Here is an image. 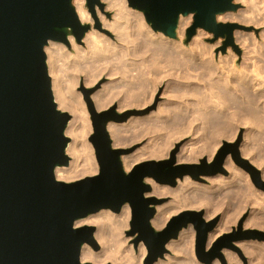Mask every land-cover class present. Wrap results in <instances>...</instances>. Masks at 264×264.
<instances>
[{
    "label": "water",
    "instance_id": "1",
    "mask_svg": "<svg viewBox=\"0 0 264 264\" xmlns=\"http://www.w3.org/2000/svg\"><path fill=\"white\" fill-rule=\"evenodd\" d=\"M87 3L104 7L101 0ZM128 4L143 12L154 31L171 38L177 37L181 14H193L187 41L197 28H204L232 42L234 30L243 27L217 20L218 14L239 8L235 0H128ZM89 29L80 21L73 0H0V264H94L82 262L80 255L84 243L98 247L96 226L75 222L101 209L119 212L126 203L132 210L130 232H138L136 241L142 240L148 249L146 264L162 258L166 244L190 223L197 230V252L205 249L209 228L202 212L186 210L163 229L154 228L160 201L146 196L151 186L145 178L174 186L187 174L215 175L224 171L226 153L211 165L203 159V166L170 168L173 158L146 162L127 172L121 159L124 150L113 147L108 131L115 117L90 103L99 172L74 181L56 177V167L70 160L66 128L71 114L54 98L45 47L51 40L69 45L70 34L82 42Z\"/></svg>",
    "mask_w": 264,
    "mask_h": 264
},
{
    "label": "rangeland",
    "instance_id": "2",
    "mask_svg": "<svg viewBox=\"0 0 264 264\" xmlns=\"http://www.w3.org/2000/svg\"><path fill=\"white\" fill-rule=\"evenodd\" d=\"M108 1L109 0H102V2L104 3V7L108 5ZM125 1H127L126 4L129 5L128 0H125ZM235 2L239 4V8L235 10V13H239V12H242L243 10L250 8V4L247 2H243L242 0H235ZM87 8L90 11V14L92 16V20L85 22L84 24H89L90 30H91V28H94V29L101 31V26L103 25V22H104L103 19L101 18V15H98L99 13L96 11L95 6H94V8H91L87 3ZM232 12H234V11H232ZM114 14H115V10L111 9V11H108L106 13V18L108 20L113 21L114 20ZM145 21H146V19H145ZM193 21L194 20L192 19L191 23L185 28L183 40L180 41V37L177 33L176 39H179V41L177 42L178 44L172 45L173 47L175 46L174 53H173L174 55L169 54L170 55V57H169L168 54L167 55L164 54V52H163L164 50H160V53H159V50H158L159 48L157 47V46H159V43L155 42V44H154L155 46L152 45L151 47L154 46L153 48L156 49L157 51H155L154 49H152L151 51H148V54L151 55L150 58H152V59H150L146 65H141V66L138 65V66H134V68H131V67L126 68L125 67V69H124V66H122L120 63H118V53L116 50H110L106 47V45H104V44L102 45V43H100L99 45H96V46H90L89 44H87V42L84 41V39H82V42H78L76 39L77 43L80 46H82V50H84L83 52L81 50L80 51L81 53L76 50V48L72 45V43L70 41H69L70 42L69 45L66 43H63L65 48H64V50H61V51H64L65 53L67 52L68 54L66 53L65 55H62L61 51H60L59 56H57V59H55V65L60 66V68L57 67V70H58V73H59L64 85L66 86V88H68V90H72L73 92H75L76 94H78L80 96L82 95L81 99L84 102V107H85V109L88 113V117H89V123L86 126V130L89 133L87 139H88V144H90V146L92 147V148L89 147V149H87V152H88V150L92 152L94 159L96 160V162L98 164V171L96 173L99 172V163H98V160L96 158L95 147H94V144L92 141L94 129H93L91 113H90V109H89L90 103H92L94 105L95 109L99 112L100 111H110L111 114L115 117L114 119L111 120V122H115V123L119 124L121 127L123 126L122 130H124V133H122L123 131H121L122 140L117 141L116 137H113V139H112L113 147H115V144H116L115 148H121L124 150V153H122V155H121V159H122V156L124 154L131 155V154H135L137 152H140V151L144 150L145 149L144 147H146L147 145L148 146L146 148L150 147V145L152 147L153 144L155 145L157 142L162 140V138L165 137V134H169L170 132L172 134V132H174L173 130L176 131L175 128H177V125H178L177 122L179 121V120H177L178 118L184 119V121L181 123L182 125L184 123H185L184 125H186V122H187V127H185L184 128L185 131L183 130L184 132H182L183 135H181V134H179L180 136L178 134L174 135L173 142H172L173 144H171V146H173V147H170L169 155L167 157H163V158H157V157H149L148 158V157H146V158H143L137 164H135V166L133 168H131L130 170H127L123 164V167H124L125 171H127V172L133 171L138 165L144 164L146 162H150L153 160H155V161L169 160L170 161L173 158H174V162L171 163L170 168H176V167L184 165V164L203 166L205 164L203 162V159L206 160V164L211 165L218 160L220 153H226L224 160H223V164H222L224 171L218 172L215 175L201 174L200 178H194L192 175L187 174L183 178L178 177L176 180V185H174V186L169 184V183L158 182L155 180V178H153L151 176H148L145 178L146 183L150 184V186H151V189H150V191H148L146 193V196H148V197L154 196L160 201L156 205V213H157L159 206H165V205H168V204L174 202V191H178L179 188L182 186V184L186 183L187 181H189L191 183H195V184L196 183L200 184L199 186H201V187L203 186L202 188H204L205 191H207V195L208 194L211 195L210 200L202 201L200 203L201 206L197 205V206H193L190 208L175 211L176 213L173 212L170 215L169 219L164 224V226L161 228H156L152 224L155 229L161 230L164 227H166V225L169 223V221L174 216L180 214L183 211L195 210L197 212H202L203 213L202 217L206 223V228H209L204 251H202V252L200 251L199 253L197 252V249H196L197 230L194 227V224L190 223L188 225L189 228L185 227L182 230L184 231V229H185V231H188V229H190V230L193 229L192 230L193 236L191 235L192 237L190 236L191 238L190 239L188 238V240L185 241V240H183L182 236H180V234H179V236L177 238L170 240V242L173 241V242H177L180 244L182 242L183 243L178 247V249H175V251L172 248L166 247V249L167 248L168 249L164 253V256L162 258H159V259H162L163 262H166L167 264H181V263L182 264H207L206 260L210 256L215 255V258L211 262V264H230V260H229V258H227L226 252H225L228 250L234 254L236 253L237 255L236 254L235 255H236L237 259H239L242 264H250V254L247 251H245L243 244H245L247 242H254V241L264 243V225H263L264 224V214H262V213H264V134H263L264 133V131H263L264 130V127H263L264 122H263V124L260 123V122L264 121V119L262 118V117H264L263 116L264 115L263 114L264 113V110H263V108H264V101L263 100L264 99L257 101V103L259 102L258 106H257L258 109H255L256 103L252 105V103H250V102L242 101L241 98H239V96H238L239 95L238 89L232 88L231 86L230 87L228 86V81L230 80L229 75H231V74H229V72H227L226 68H224V70L222 69V72L218 71L220 68H217V71L216 70H210V71L206 70V72H208L206 74L203 72V71H205L203 69H207V68H204V67L202 68L201 66H196V64H197V61H199V58H205V57L210 58L211 57L212 61L221 65V63H222L221 57L225 56L228 58L229 56H232V54H233V55H236L238 57V60L236 63L237 67H236V71H234V73L237 74L239 71H241L243 74H249L253 77L254 76L253 74L255 72L253 71V67H252L251 63L250 64L248 63L246 65L245 58L242 56L244 54V52L246 51L244 49L245 47H243L240 44L239 40L236 39L237 35L235 32L239 30V31H243L244 33L246 32L247 36L253 35L252 38H255V40L257 41L256 46L254 45L256 48L253 46L257 51L254 54L256 55V60H257V63L259 65L258 66V72H260V73L262 72V75L264 76V74H263L264 72L261 71L262 69L264 70V57L260 53H258V50H259L258 48H261L260 45L263 46L262 34L264 33V25L263 24L257 25L255 23H251V22H242L241 20H237V19H235V20L234 19H230V20L220 19V20H218L219 22L238 23V24L243 26L242 28H236L234 30L233 41L230 42L226 35L216 36L214 32L208 31V30L203 28L204 30L203 29L202 30L204 32H206L207 37L202 38L203 42L201 43V45H196L195 43H192V42H193L194 36L198 33V30H200L201 28H197L195 35L189 41H187V30L193 24ZM146 23L149 24L148 22H146ZM149 26H151V25L149 24ZM153 32H157L159 34L162 33V32H158V31H154V30H153ZM208 32H210V33H208ZM117 34H118V32L115 31L114 34L113 33L110 34V37L112 36L111 38L114 39L115 35H117ZM259 43H260V45H259ZM214 44L215 45L217 44L216 45L217 47ZM176 46H177V48L179 47L182 50L179 48L177 49ZM183 46H185V47L183 48ZM201 46L202 47L205 46L207 49H209V51L206 52V50L201 48ZM190 48H192L191 51H189ZM228 48L230 50H227ZM186 49H188V50L186 51ZM180 51H182V52H180ZM261 51H262V49L259 50V52H261ZM178 52H180V53H178ZM201 53H203L202 56H200ZM220 53H221V55H220ZM257 53H258V55H257ZM211 54L213 56H210ZM204 55H207V56L204 57ZM157 56H161V57H157ZM62 57H64L65 59ZM155 57L159 58V59L162 58L163 62L162 63L160 62L162 60L156 62ZM163 57H164V59H163ZM180 57L182 59H184V58L185 59L182 60ZM166 58H167V60H166ZM168 58H169V60H168ZM261 58H263V59H261ZM60 59H61V61H60ZM210 60H208V61H210ZM57 61H59V62H57ZM164 61L165 62L167 61L166 64ZM169 61H171V62H169ZM185 61H190V62H185ZM200 61H206V58L202 59V60L200 59ZM243 61H244V63H243ZM158 62H160V63H158ZM169 63H171V65ZM173 63H175V64H173ZM161 64H163V65H161ZM158 66H160V67H158ZM176 66H178V67H176ZM241 66L245 67V68L248 67V68L242 69ZM156 67H158L156 69L157 71L155 70ZM143 68H144V70H143ZM200 68H202V69H200ZM61 69H62V71H61ZM129 69H130V71H129ZM133 69H135V70H133ZM145 69H146V71H145ZM202 73H204V74H202ZM219 73H221L222 75H220ZM208 74H209V76H208ZM147 75H148V77H146ZM150 75L151 76L153 75L152 76L153 78ZM71 77H72V79H71ZM125 79H127L128 81ZM177 79H178V81H177ZM149 80L151 81V83L149 82ZM222 80L225 83H223ZM219 81H220V83H219ZM143 82L144 83L146 82V83L143 84ZM67 84H69V85H67ZM114 84H115V86H113ZM125 84H127L130 87H128ZM130 84H132V86ZM152 84H154V85H152ZM149 86H151V88ZM111 87H113V88H111ZM257 87L259 88V86H257ZM257 87H255V88H257ZM263 87H264V84L261 85L260 88H263ZM255 88L247 87V90L251 94H253L258 89V88L257 89H255ZM101 89L102 90L105 89V92L102 91ZM134 89H135V91H134ZM150 90H154L155 93L152 92L153 94L150 95V93H149ZM127 91H129V92H127ZM104 93L109 95L110 97H112L114 95L115 97H113V98L115 100L113 99V102L106 107L98 108L97 104H96L97 98L99 96H102L100 94H104ZM126 94H127V96H126ZM233 94H235L236 97L232 96ZM94 95H95V97H94ZM116 95L117 96L119 95V96L117 97ZM119 98H122L123 100L119 99ZM133 100H134V102H133ZM239 100H240V102H239ZM121 102H123V103H121ZM120 103L123 105V108H119ZM126 104L129 106L127 107ZM253 106H255V107H253ZM160 108L163 109V111H160ZM252 108H254V109L252 110ZM158 109H159V111H158ZM174 109H176V110H174ZM177 109H179V110H177ZM180 110H181V112H180ZM258 110L260 111V113L258 112V114H257ZM64 111L69 112V110H64ZM251 111H252V114H251ZM253 111H254V113H253ZM155 112L157 115L154 114ZM210 112H211V114H210ZM246 112L248 113V115ZM171 114H172V116H171ZM245 114L248 117H246ZM183 115L185 117L181 118V116H183ZM205 115H207V116H205ZM213 116L216 119H219V121H218L219 123L216 124L217 121ZM172 117H173V119L171 120ZM254 117H257V118H254ZM156 118L160 119V120H157ZM250 118H252V120ZM253 118L255 120H253ZM211 119H212V121H211ZM166 120H168L169 122ZM155 121H157V123ZM209 121H210V123H209ZM220 121L223 123H221ZM253 121H255L254 123H256V124L252 123ZM258 121H260V122H258ZM171 122L174 124L171 125L172 124ZM213 122H215V123L213 124ZM168 123H171L169 125V127L167 125ZM146 124L147 125L149 124V125L146 126ZM150 124H151V126H150ZM153 124H155V125H153ZM175 124H177V125L175 126ZM188 124H189V126H188ZM215 124L217 127H215ZM219 124H220V127L218 126ZM250 124H251V126H250ZM260 124H261V126H260ZM156 125H158V126H156ZM212 125L214 126L213 128H215L214 131H212L213 130ZM134 126H135V128H134ZM160 126H161V128L159 129ZM171 126H173V127H171ZM193 126H194V128H193ZM167 127L170 129V132H169V129ZM226 127L228 129H225ZM253 128H254V130H253ZM161 129H163V130H161ZM218 129L220 132H218ZM234 129H236V131ZM249 129H250V131H249ZM143 130H145V131H143ZM158 131H159V133L161 131L162 135L158 134ZM163 131L165 133H163ZM208 131H210V132H208ZM230 131H231V133H230ZM234 131L236 132L235 135H233ZM261 131H263V132H261ZM125 132H126V134H125ZM153 132H155V135ZM216 132L219 134V136H217V137L215 136V135H217ZM195 133H196V135H195ZM220 133H221V136H220ZM208 134H210V135H208ZM124 135H125V137L127 135L128 138L127 137L125 138ZM192 136H194V138ZM158 137H162V138H158ZM177 137H178V139H177ZM200 137H202V138H200ZM212 137H214V138L216 137L215 139L217 140L218 144L216 145L215 151L211 155L208 152H204L200 156L199 159L193 160V161L192 160L188 161L187 159L184 158L187 155L185 153L186 152L189 153V151L187 150L188 149L187 147H189V150H190L191 149L190 146L192 147V145L194 147L196 145L200 146V145L206 144V142L208 143L209 140L211 141ZM134 138H135V140H134ZM152 140H155V141L158 140V141L155 142ZM70 141H72L71 137H70ZM189 142H190V145L188 146ZM191 142H192V144H191ZM219 142H220V144H219ZM255 144H256V147H255ZM181 151H182V153H181ZM178 153H179V155H178ZM179 156H182L181 157L182 159H178ZM69 157H70L69 159L71 160L72 159L71 156H69ZM210 158H211V160H210ZM227 160L231 161L233 167L230 168L227 166V164L225 163ZM254 161H255V163H254ZM122 163H123V160H122ZM249 165L254 167L256 170H258V173L252 171L249 168ZM234 168H235V170H234ZM96 173H91V174H88L86 176L94 175ZM233 174L235 175L234 177H233ZM149 179H150V181H149ZM222 179L224 181L226 180L225 183L229 182V185L225 184L224 182H221ZM74 180H77V179H74ZM74 180H70V181H74ZM184 180H186V182ZM234 181H235V183H233ZM179 184H181V185H179ZM163 185L165 188H167V190L163 187ZM155 186L156 187L158 186L157 190H159L161 192H159V191L153 192ZM169 190H171V192H169ZM170 193H173V194H170ZM256 193H258V194H256ZM221 194H223V196ZM216 196H217V198H216ZM259 196H261V197H259ZM221 199H222V202H221ZM171 200L173 202H171ZM217 200H220V201H217ZM239 201H241V202H239ZM218 202H220V203H218ZM256 202H257V204H256ZM216 203H217V206H216ZM126 204H129V203H126ZM210 204H214L216 207H218V205H219L220 207H219V210L216 211V213L211 214L210 216H207L206 214H208V213H206V212L212 208ZM235 205H237L239 207V209H238V207H236V210H237V213H236L237 215H236V220H235L236 222L235 221L233 222V226H232L231 230L224 231V232L220 233L218 228L225 226L226 222H224V220H226L227 215L229 217L231 216V212H233L232 206H235ZM230 206H231V208H230ZM229 208H230V210H229L230 212H228V210H227ZM242 209H244V210L241 211ZM130 210H131V207H130ZM224 210L225 211L227 210L226 212L228 213L225 216V218H224V216H222L225 214ZM113 212L116 214L118 219L119 218L122 219V217H123V215L121 216L122 209L119 212H115V211H113ZM156 213H155V215H156ZM205 215L207 217H205ZM254 215L256 216L255 219H254ZM249 217H251V218H249ZM257 218L260 221V223H259V221H257ZM131 220H132V210L130 212V218L127 222V226L124 229L118 228L114 225H111L109 227V229H111L110 232H112L113 239H114L113 248L115 251H113V254L115 256L116 255L123 256V261L128 263V264H146V259L148 256L147 246L145 245V243L142 240H140L138 242L136 241V239L138 237V232H135V233L130 232L132 229V227L130 225ZM245 221H247V222L251 221L252 224L254 223V225H252L251 223H247V225H245L246 224ZM254 221L255 222L257 221L256 224ZM219 222L222 223L223 225L220 224ZM261 222H263V223H261ZM83 225H85V224H83ZM88 225L96 226V230H97V227H98L97 224L92 223V224H88ZM218 225H221V226H218ZM217 226H218V228H217ZM215 228H217V229H215ZM217 232H219V234ZM117 233H119V234H117ZM211 234H214L215 240L213 241L212 244H209L208 239L210 238L209 236ZM116 237H117V239H116ZM128 238H129V240H128ZM124 239H127L128 241L125 242ZM190 240H191V242H190ZM119 243H122V247L124 249L127 248V251L123 252L122 250H120L121 251L120 252V251L116 250L118 248L117 244H119ZM141 244H143L144 248L146 249L145 253H143L140 249ZM93 247H94V245H93ZM224 248H225V250H224ZM94 249L96 251H99V250H101V246L98 245V247H94ZM169 249L170 250L172 249V250L170 251ZM172 256L175 257L176 259L173 258ZM181 259H183V260H181ZM216 259H219V260H216ZM171 260H173V261L175 260V261L171 262ZM197 262H199V263H197ZM106 264H113L112 259H111V261H109Z\"/></svg>",
    "mask_w": 264,
    "mask_h": 264
},
{
    "label": "bare ground",
    "instance_id": "3",
    "mask_svg": "<svg viewBox=\"0 0 264 264\" xmlns=\"http://www.w3.org/2000/svg\"><path fill=\"white\" fill-rule=\"evenodd\" d=\"M102 1V0H101ZM243 2H247L250 4V8L246 9V10H243L242 12H239V13H235L232 12V11H227V12H224L222 14H218L217 15V20H230V19H237V20H241L242 22H251V23H255L257 25H260V24H263L264 25V0H242ZM74 2V5H75V8H76V12L78 14V17L80 19V21L82 23H85V22H88V21H91L92 20V16L90 14V11L88 10L87 8V0H73ZM127 1L125 0H109L108 1V5L105 6V7H101L98 3H95V8H96V11L99 13L98 15H101V18L103 19V25L101 26V31L100 30H97V29H94V28H91V30L89 29L85 36H84V41L87 42V44H89L90 46H96V45H99L100 43H102V45H106V47L110 50H116L117 53H118V63H120L122 66H124V69L125 67H131V68H134V66H138V65H146L147 62L152 59L150 58L151 55L148 54V51H151L152 49H154L153 47L155 46V42L156 43H159V46H157L159 49V53H160V50H164V54L165 55H169V54H173L174 53V48L175 46L173 47L172 45H176L178 44L177 42L179 41V39H176V38H171L169 36H166L165 34L161 33H157V32H153V29L151 26H149V24H147L145 21V17H144V14L141 10H138L136 8H133L129 5L126 4ZM111 9H114L115 10V14H114V20L111 21V20H108L106 18V13L108 11H111ZM193 19V14L190 13L188 15H180L179 17V21H178V26H177V33L180 37V41L184 39V31H185V28L191 23ZM203 28H201L200 30H198V33L194 36V39H193V42L192 43H195L196 45H201V43L203 42L202 41V38L204 37H207V34L206 32H204L202 30ZM116 32H118L117 35H115V38L112 39L110 37V34H114ZM210 33V32H208ZM237 37L236 39L239 40L240 44L245 47L244 49L246 50L244 52V54L242 55L244 58H245V63L246 65L249 63H251L252 67H253V71L255 72L253 75V77L249 74H243L241 71H239L237 74L234 73V71H236V63H237V60H238V57L236 55H233L232 56H229L228 58L227 57H221V65H219L218 63L212 61L211 57L208 58V57H205L207 55H204V57L206 58V61H200V59H205V58H199V61H197V64L196 66H201L202 68H207V69H203L205 71H203L204 73H208L206 72V70H216L217 71V68H220L218 71H221L222 72V69L224 70V68L227 69V72H229V75L230 76V80L228 81V86L232 87V88H236L238 89L239 91V98H241L242 101L244 102H250L253 104L256 105V108L255 109H258V103L257 101L259 100H263L264 99V87L263 88H260L261 85L264 84V76L262 75V72H258V63H257V60H256V55L254 53H256V40L255 38H252L253 35H248L246 34V32L244 33L243 31H236L235 32ZM211 35V34H210ZM69 41L72 43V45L76 48V50L78 52H80L82 50V46H80L77 41H76V37L73 35V34H70L69 37H68ZM254 39V40H253ZM262 39H263V46L260 45L261 48H258L259 50L262 49L261 52H259L258 50V53H260L263 57H264V33L262 34ZM220 40V39H219ZM180 43V42H179ZM152 45H154L153 47H151ZM215 45V44H214ZM217 45V44H216ZM215 45V46H216ZM255 45V46H254ZM180 46V45H179ZM187 46V45H186ZM191 46V45H190ZM214 46V47H215ZM255 48H254V47ZM88 47V46H87ZM185 46H183L184 48ZM217 47V46H216ZM64 45H63V42H57V41H50L49 44L45 47V50L47 51V62H48V69H49V73L51 75V78H52V89H53V93H54V98L58 104V107L62 110H69V113L71 114V119L70 121L68 122V125H67V128H66V134L72 138V141L68 142V146H67V149H66V152L69 154V156H71V160L69 161L68 165H59L56 167L55 169V175L56 177L59 179V180H64V181H70V180H74V179H80L88 174H91V173H96L98 171V164L96 162V160L94 159V156L92 154L91 151L88 150L87 152V149L92 148L90 146V144H88V135L89 133L87 132L86 130V126L88 125L89 123V117H88V113L84 107V102L82 101L81 99V96L76 94L75 92H73L72 90H68V88H66V86L64 85L59 73H58V70H57V67L60 68V66H57L55 65V59H57V56H59V53L61 50H64ZM177 48V46H176ZM179 48V47H178ZM177 48V49H178ZM201 48H203L204 50H206V52L209 51V49H207L205 46H201ZM105 49V48H104ZM103 49V50H104ZM181 49V48H179ZM192 48H190L189 51H191ZM196 49V48H195ZM109 50V51H110ZM155 51H157L156 49H154ZM182 50V49H181ZM188 49H186L187 51ZM203 50V51H204ZM227 50H230L229 48ZM68 51V50H67ZM84 50H82L83 52ZM179 51V50H178ZM202 51V52H203ZM244 51V50H243ZM153 52V51H152ZM177 52V51H176ZM182 52V51H180ZM178 52V53H180ZM220 52V51H219ZM222 52V51H221ZM67 53V52H66ZM64 51H61V54L62 55H65L66 54ZM81 53V52H80ZM112 53V52H111ZM257 53V55H258ZM68 54V53H67ZM79 54V53H78ZM104 54V53H103ZM154 54V53H153ZM186 54V53H185ZM203 53H201L200 56H202ZM205 54V53H204ZM61 55V56H62ZM156 55V54H155ZM160 55V54H159ZM174 55V54H173ZM183 55V54H182ZM221 55V53H220ZM219 55V56H220ZM194 56V55H193ZM210 56H213L212 54ZM216 56V55H215ZM261 56V57H262ZM67 57V56H66ZM157 57H161V56H157ZM168 57V56H167ZM170 57V55H169ZM61 58V57H60ZM64 58V57H62ZM177 58V57H176ZM181 58V57H180ZM208 58V59H207ZM65 59V58H64ZM154 59V58H153ZM156 62L157 61H160L162 60V58H156ZM159 59V60H158ZM164 59V57H163ZM171 59V58H170ZM182 59V58H181ZM185 59V58H184ZM182 59V60H184ZM211 59V60H210ZM214 59V58H213ZM218 59V58H217ZM263 59V58H261ZM167 60V58H166ZM169 60V58H168ZM194 60V59H193ZM210 60V61H208ZM220 60V59H219ZM61 61V59H60ZM153 61V60H152ZM172 61V60H171ZM169 61V62H171ZM180 61V60H179ZM59 62V61H57ZM155 62V61H154ZM155 62V63H156ZM161 63L163 62L160 61ZM158 62V63H160ZM165 62V61H164ZM167 62V61H166ZM165 62V64H166ZM181 62V61H180ZM185 62H190V61H185ZM154 63V64H155ZM244 63V61H243ZM260 63V62H259ZM62 64V63H61ZM164 64V63H163ZM161 64V65H163ZM164 64V65H165ZM171 65V63H169ZM175 64V63H173ZM183 64V63H182ZM60 65V64H59ZM160 65V64H159ZM188 65V64H187ZM243 65V64H242ZM157 66V65H156ZM173 66V65H172ZM262 66V65H261ZM143 67V66H142ZM145 67V66H144ZM160 67V66H158ZM156 67L155 70L158 68ZM178 67V66H176ZM181 67V66H180ZM179 67V68H180ZM242 67V66H241ZM130 68V69H131ZM138 68V67H137ZM173 68V67H172ZM200 68V69H202ZM245 68V67H242V69ZM248 68V67H246ZM245 68V69H246ZM261 68V67H260ZM122 69V68H121ZM129 69V71H130ZM136 69V68H135ZM133 69V70H135ZM175 69V68H174ZM177 69V68H176ZM184 69V68H183ZM229 69V70H228ZM132 70V69H131ZM137 70V69H136ZM144 70V68H143ZM148 70V69H147ZM62 71V69H61ZM146 71V69H145ZM157 71V70H156ZM190 71V70H189ZM260 71V70H259ZM261 71L264 72V70L262 69ZM128 72V71H127ZM154 72V71H153ZM179 72V71H178ZM225 72V71H224ZM152 73V72H151ZM155 73V72H154ZM153 73V74H154ZM185 73V72H184ZM188 73V72H187ZM202 73V74H204ZM215 73V72H214ZM130 74V73H129ZM216 74V73H215ZM214 74V75H215ZM218 74V73H217ZM220 75H222L221 73H219ZM226 74V73H225ZM264 74V73H263ZM72 75V74H71ZM111 75V74H110ZM134 75V74H133ZM179 75V74H178ZM188 75V74H187ZM201 75V74H200ZM212 75V74H211ZM210 75V76H211ZM63 76V75H62ZM65 76V75H64ZM70 76V75H69ZM140 76V75H139ZM151 76V75H150ZM149 76V77H150ZM153 76V75H152ZM151 76V77H152ZM163 76V75H162ZM186 76V75H185ZM209 76V74H208ZM218 76V75H217ZM68 77V76H67ZM132 77V76H131ZM148 77V75L146 76ZM145 77V78H146ZM176 77V76H175ZM224 77V76H223ZM65 78V77H64ZM153 78V77H152ZM188 78V77H187ZM191 78V77H190ZM207 78V77H206ZM209 78V77H208ZM69 79V78H68ZM72 79V77H71ZM128 79V78H127ZM125 79V80H127ZM147 79V78H146ZM226 79V78H225ZM152 80V79H151ZM220 80V79H219ZM224 80V79H223ZM222 80V82H223ZM68 81V80H67ZM128 81V80H127ZM126 81V82H127ZM133 81V80H132ZM147 81V80H146ZM178 81V79H177ZM65 82V81H64ZM69 82V81H68ZM72 82V81H71ZM131 82V81H130ZM149 82L151 83V81L149 80ZM155 82V81H154ZM146 83V82H145ZM143 82V84H145ZM218 83V82H217ZM220 83V81H219ZM225 83V82H223ZM222 83V84H223ZM129 84V83H128ZM69 85V84H67ZM73 85V84H72ZM124 85V84H123ZM127 85V84H125ZM132 86V84H130ZM154 85V84H152ZM115 86V84L113 85ZM128 86V85H127ZM126 86V87H127ZM134 86V85H133ZM259 86V88L257 87ZM74 87V86H73ZM72 87V88H73ZM130 87V86H128ZM151 88V86H149ZM156 87V86H155ZM158 87V86H157ZM223 87V86H222ZM247 87H257L255 89H257L255 91V93L251 94L248 90H247ZM113 88V87H111ZM132 88V87H131ZM154 88V87H153ZM227 88V87H226ZM155 89V88H154ZM220 89V88H219ZM76 90V89H75ZM74 90V91H75ZM102 90V89H101ZM126 90V89H125ZM148 90V89H147ZM157 90V89H156ZM222 90V89H221ZM227 90V89H226ZM232 90V89H231ZM252 90V89H251ZM105 92V89L102 90ZM130 91V90H129ZM127 91V92H129ZM135 91V89H134ZM133 91V92H134ZM223 91V90H222ZM228 91V90H227ZM77 92V91H76ZM109 92V91H108ZM126 92V93H127ZM139 92V91H138ZM152 92L155 93L154 90H150V95L153 94ZM232 92V91H231ZM111 93V92H110ZM148 93V94H149ZM230 93V92H229ZM236 93V92H235ZM80 94V93H79ZM114 94V93H113ZM102 96H99L97 98V101H96V104H97V107L98 108H103V107H106L108 105H110L112 102H113V97H115L114 95L112 97H110L109 95L107 94H100ZM130 95V94H129ZM132 95V94H131ZM149 95V96H150ZM117 96V95H116ZM119 96V95H118ZM117 96V97H118ZM127 96V94H126ZM153 96V95H152ZM232 96H235V94H233ZM95 97V95H94ZM97 97V96H96ZM119 99H122V98H119ZM115 100V99H114ZM123 100V99H122ZM139 100V99H138ZM125 101V100H124ZM241 101V102H242ZM264 101V100H263ZM115 102V101H114ZM126 102V101H125ZM134 102V100H133ZM237 102V101H236ZM240 102V100H239ZM123 103V102H121ZM120 103L119 105V108H123V105ZM131 103V102H130ZM263 104V103H262ZM127 105V104H126ZM133 105V104H132ZM234 105V104H233ZM244 105V104H243ZM129 105H127L128 107ZM158 107V106H157ZM173 107V106H172ZM180 107V106H179ZM252 107V106H251ZM255 107V106H253ZM125 108V107H124ZM181 109V108H180ZM254 108H252L253 110ZM262 109V108H261ZM176 110V109H174ZM179 110V109H177ZM264 110V108H263ZM159 111V109H158ZM160 111H163V109L160 108ZM256 111V110H255ZM262 111V110H261ZM173 112V111H172ZM171 112V113H172ZM181 112V110H180ZM258 112L260 113V111L258 110L257 111V114ZM263 112V111H262ZM170 113V112H169ZM179 113V112H178ZM208 113V112H207ZM247 113V112H246ZM250 113V112H249ZM254 113V111H253ZM256 113V112H255ZM156 114V112L154 113ZM160 114V113H159ZM197 114V113H196ZM211 114V112H210ZM251 114H252V111H251ZM264 114V113H263ZM157 115V114H156ZM155 115V116H156ZM174 115V114H173ZM176 115V114H175ZM178 115V114H177ZM237 115V114H236ZM246 115V114H245ZM248 115V113H247ZM246 115V117H248ZM172 116V114H171ZM188 116V115H187ZM198 116V115H197ZM201 116V115H200ZM207 116V115H205ZM233 116V115H232ZM264 116V115H263ZM177 117V116H176ZM175 117V118H176ZM185 116H181V118H184ZM211 117V116H210ZM214 117V116H213ZM160 118V117H159ZM178 118V117H177ZM187 118V117H186ZM185 118V119H186ZM204 118V117H203ZM209 118V117H208ZM207 118V119H208ZM215 118V117H214ZM254 118H257V117H254ZM253 118V120H255ZM259 118V117H258ZM264 119V117H262ZM157 119V118H156ZM169 119V118H168ZM173 119V117L171 118V120ZM197 119V118H196ZM210 119V118H209ZM216 119V118H215ZM214 119V120H215ZM252 120V118H250ZM133 120V119H132ZM157 120H160V119H157ZM179 120L177 122V124H175V126L177 125V128L176 131L173 130L174 132H170V129L168 128L169 125L172 123H168V129H169V134H165V137H158V138H162V140H160L159 142L155 141V140H152V141H155L157 142L155 145L153 144V146L151 147H144L145 149L140 151V152H137L135 154H131V155H127V154H124L122 156V160H123V164H124V167L127 169V170H130L131 168H133L135 166V164H137L141 159L143 158H146V157H157V158H163V157H167L169 155V151H170V147H173L171 146V144H173V138H174V135H183L182 132H184V128L187 127V122H186V125H182L181 123L184 121V119H177ZM224 120V119H223ZM249 120V119H248ZM141 121V120H140ZM168 121V120H166ZM186 121V120H185ZM188 121V120H187ZM212 121V119H211ZM216 124L219 123V119H216ZM250 121V120H249ZM145 122V121H144ZM143 122V123H144ZM157 123V121H155ZM159 122V121H158ZM169 122V121H168ZM221 122V121H220ZM255 121H253L252 123H254ZM260 122V121H258ZM264 121L260 122L261 124H263ZM127 123V122H126ZM129 123V122H128ZM134 123V122H133ZM140 123V122H139ZM155 123V124H156ZM162 123V122H161ZM196 123V122H195ZM210 123V121H209ZM215 122H213L214 124ZM223 123V122H221ZM136 124V123H135ZM153 124V125H155ZM166 124V123H165ZM174 123H172L171 125H173ZM180 124V125H179ZM215 124V127H217ZM225 124V123H224ZM229 124V123H228ZM256 124V123H254ZM260 124V126H261ZM131 125V124H130ZM139 125V124H138ZM149 125V124H148ZM146 124V126H148ZM160 125V124H159ZM191 125V124H190ZM211 125V124H210ZM222 125V124H221ZM237 125V124H236ZM142 126V125H141ZM145 126V127H146ZM151 126V124H150ZM158 126V125H156ZM165 126V125H164ZM174 126V127H175ZM189 126V124H188ZM204 126V125H203ZM220 127V124L218 125ZM251 126V124H250ZM253 126V125H252ZM263 126V125H262ZM131 127V126H130ZM173 127V126H171ZM202 127V126H201ZM211 127V126H210ZM214 126L212 125V128ZM255 127V126H254ZM258 127V126H257ZM264 127V126H263ZM123 126L121 127L119 124L115 123V122H109L108 123V131L110 133V135L112 136V139L113 137H116V140L119 141V140H122V137H121V131H123L122 133H124V130H122ZM132 128V127H131ZM135 128V126H134ZM161 128V126L159 127V129ZM163 128V127H162ZM192 128V127H191ZM194 128V126H193ZM262 128V127H261ZM141 129V128H140ZM156 129V128H155ZM154 129V130H155ZM174 129V128H173ZM200 129V128H199ZM211 129V128H210ZM209 129V130H210ZM225 129H228L227 127ZM126 130V129H125ZM146 130V129H145ZM143 130V131H145ZM152 130V129H151ZM157 130V129H156ZM155 130V131H156ZM163 130V129H161ZM172 130V129H171ZM184 130V131H183ZM193 130V129H192ZM191 130V131H192ZM212 130V129H211ZM210 130V131H211ZM215 128H213L212 131H214ZM236 131V129H234ZM254 130V128H253ZM127 131V130H126ZM132 131V130H131ZM150 131V130H149ZM197 131V130H196ZM208 131V132H210ZM217 131V130H216ZM234 131V134L235 135V132ZM250 131V129H249ZM264 131V130H263ZM261 131V132H263ZM128 132V131H127ZM168 132V131H167ZM166 132V133H167ZM189 132V131H188ZM218 132L219 129H218ZM222 132V131H221ZM252 132V131H251ZM254 132V131H253ZM132 133V132H131ZM152 133V132H151ZM154 135H155V132H153ZM163 133H165L163 131ZM186 133V132H185ZM184 133V134H185ZM217 133V132H216ZM231 133V131H230ZM126 134V132H125ZM158 134L162 135L161 134V131L159 133L158 131ZM264 134V133H263ZM196 135V133H195ZM194 135V136H195ZM198 135V134H197ZM204 135V134H203ZM210 135V134H208ZM207 135V136H208ZM214 135V134H213ZM212 135V136H213ZM226 135V134H225ZM229 135V134H228ZM133 136V135H132ZM135 136V135H134ZM139 136V135H138ZM137 136V137H138ZM180 136V135H179ZM194 136H192L194 138ZM206 136V137H207ZM216 137L219 136V134L217 133V135H215ZM220 136H221V133H220ZM260 136V135H259ZM125 137V135H124ZM127 137V135H126ZM125 137V138H126ZM131 137V136H130ZM176 137V136H175ZM196 137V136H195ZM215 137V138H216ZM230 137V136H229ZM261 137V136H260ZM128 138V137H127ZM155 138V137H154ZM202 138V137H200ZM208 138V137H207ZM214 137L211 138V141L209 140V142L206 144H203V145H196L193 147L190 146V150H189V147H187L186 149L189 151V153H185L187 154L184 158L187 159L188 161L190 160H197L200 158V156L204 153V152H208L210 155L215 151L216 149V145L218 144L217 143V140L215 139ZM219 138V137H218ZM124 139V138H123ZM133 139V138H132ZM131 139V140H132ZM178 139V137H177ZM176 139V140H177ZM257 139V138H256ZM260 139V138H259ZM126 140V139H125ZM135 140V138H134ZM201 140V139H200ZM206 140V139H205ZM253 140V139H252ZM151 141V142H152ZM192 141V140H191ZM195 141V140H194ZM193 141V142H194ZM127 142V141H126ZM129 142V141H128ZM154 142V143H155ZM198 142V141H197ZM203 142V141H202ZM201 142V143H202ZM116 143V142H115ZM192 144V142H191ZM220 144V142H219ZM187 145V144H186ZM190 145V142L188 144V146ZM195 145V144H194ZM119 146V145H118ZM115 147H116V144H115ZM184 147V146H183ZM182 147V148H183ZM255 147H256V144H255ZM217 151V150H216ZM182 153V151H181ZM179 155V153H178ZM205 155V154H204ZM209 156V155H208ZM248 156V155H247ZM182 156H179L178 159H182L181 158ZM204 157V156H203ZM212 157V156H211ZM229 158V157H228ZM168 159V158H167ZM253 159V158H252ZM211 160V158H210ZM184 161V160H183ZM257 161V160H256ZM258 162V161H257ZM227 164L228 167H233L232 163L230 160H227L225 162ZM255 163V161H254ZM258 164V163H257ZM235 170V168H234ZM231 171V170H230ZM235 172V171H234ZM239 173V172H238ZM245 175V174H244ZM235 175L233 174V177ZM220 177V176H219ZM222 177V176H221ZM224 177V176H223ZM228 177V176H227ZM187 179V178H186ZM214 179V178H213ZM232 179V178H231ZM148 180V179H147ZM152 180V179H151ZM150 181V179H149ZM186 182V180H184ZM218 181V180H217ZM226 181V180H225ZM225 181L222 179L221 182H224ZM153 182V181H152ZM195 182V181H194ZM216 182V181H215ZM154 183V182H153ZM214 183V182H213ZM235 183V181L233 182ZM152 184V183H151ZM182 184V183H181ZM179 184V185H181ZM225 184H228L229 185V182L228 183H225ZM200 184H195V183H191L189 181H187L186 183L182 184V186L179 188L178 191H174V202L171 200V202L173 203H170L168 205H165V206H159L158 207V210H157V213L156 215L154 216V218L152 219V224L156 227V228H161L164 226V224L166 223V221L169 219L170 215L175 212V211H179L181 209H186V208H190V207H193V206H197V205H200V203L202 201H206V200H210V197L211 195L208 194L207 195V191H205L204 188H202L201 186H199ZM252 185V184H251ZM160 186V185H159ZM248 186V185H247ZM161 187V186H160ZM164 187V185H163ZM226 187V186H225ZM165 188V187H164ZM224 188V187H223ZM233 188V187H232ZM158 189V186L154 187V191L153 192H156V191H159L157 190ZM163 189V188H162ZM167 190V188H165ZM164 189V190H165ZM253 189V188H252ZM173 190V189H172ZM215 190V189H214ZM219 190V189H218ZM221 190V189H220ZM236 190V189H235ZM247 190V189H246ZM251 190V189H250ZM161 192V191H159ZM164 192V191H163ZM169 192H171V190H169ZM173 192V191H172ZM206 192V193H205ZM255 193V192H254ZM166 194V193H165ZM170 194H173V193H170ZM220 194V193H219ZM258 194V193H256ZM223 196V194H221ZM213 197V196H212ZM261 197V196H259ZM217 198V196H216ZM219 198V197H218ZM228 199V198H227ZM234 199V198H233ZM217 201H220V200H217ZM243 201V200H242ZM262 201V200H261ZM221 202H222V199H221ZM224 202V201H223ZM241 202V201H239ZM169 203V202H168ZM207 203V202H206ZM220 203V202H218ZM260 203V202H259ZM242 204V203H241ZM252 204V203H251ZM257 204V202H256ZM262 204V203H261ZM211 205V209L208 210L206 213L207 216H210L211 214H214L216 213V211L219 210V205L218 207L217 206V203H216V206L214 204H210ZM230 205V204H229ZM245 205V204H244ZM260 205V204H259ZM201 206V205H200ZM241 206V205H240ZM199 207V206H198ZM227 207V206H226ZM225 207V208H226ZM233 208V212H231V216L229 217L227 214V210L228 212H230V208L227 209L225 211V214L222 215L226 216V220H224L225 223V226L223 227H219L218 226H221V225H218L217 228L219 230L220 233L224 232V231H229L231 230L232 226H233V222L236 220V213H237V210H236V207H238L237 205L235 206H232ZM259 207V206H258ZM224 208V209H225ZM262 208V207H261ZM192 209V208H191ZM239 209V207H238ZM244 209H242L241 211H243ZM223 211V212H224ZM130 205L129 204H125L122 206V214L121 216L123 215L122 219H118L116 214L111 210V209H101L99 210L98 212H95V213H92V214H89L88 216L84 217V218H80L78 219L76 222H75V225L76 226H80V225H83V224H97V230H95L94 232V239H95V244L97 243L99 246H101V250L99 251H96L93 247V245L91 243H84L83 246H82V249H81V255H80V258H81V261L82 262H92L94 264H106L108 263L109 261H113V264H128L126 262L123 261V256H120V255H114L113 254V251L114 248H113V242H114V239H113V234L112 232H110L111 229H109V227L111 225H114L118 228H122L124 229L126 226H127V222L130 218ZM176 213V212H175ZM253 213V212H252ZM264 214V213H262ZM205 215V217H207ZM256 215V214H255ZM254 215V219H255V216ZM119 217V216H118ZM223 218V219H224ZM228 218V219H227ZM251 218V217H249ZM207 219V218H206ZM253 219V218H252ZM250 220V219H249ZM222 221V220H221ZM253 221V220H252ZM257 221L258 218H257ZM256 221V222H257ZM236 222V221H235ZM247 225V223H251V221L247 222L245 221ZM255 222V221H254ZM255 222V224H256ZM220 223V222H219ZM260 223V221H259ZM263 223V222H261ZM222 224V223H220ZM235 224V223H234ZM223 225V224H222ZM254 225V223L252 224ZM264 225V224H263ZM191 227V226H190ZM248 227V226H247ZM189 228V227H188ZM215 228V229H217ZM119 230V229H118ZM193 230V229H192ZM192 230L188 229V231H184L182 230V232L180 233V236H182L183 240L187 241L188 238L190 239L192 236H193V232ZM215 231V230H214ZM216 232V231H215ZM219 232H217L219 234ZM115 233V232H114ZM213 233V232H212ZM119 234V233H117ZM115 235V234H114ZM192 235V236H191ZM216 235V234H215ZM116 236V235H115ZM191 236V237H190ZM195 236V235H194ZM210 237V238H209ZM208 240H209V244H212L213 241L215 240V236L214 234H211L209 236ZM117 239V237H116ZM129 240V238H128ZM127 239H124V241H128ZM172 240V239H171ZM119 241V240H118ZM123 241V240H122ZM193 241V240H192ZM120 242V241H119ZM180 242V241H179ZM191 242V240H190ZM183 243V242H182ZM181 243V244H182ZM239 243V242H238ZM237 243V244H238ZM180 243H177V242H173V241H169V243L166 245V247L168 248H172L174 249H178V247L181 245ZM208 244V243H207ZM208 244V245H209ZM239 245V244H238ZM118 248L116 250L120 251L122 250L123 252L124 251H127V248L124 249L122 247V243H119L117 244ZM116 246V247H117ZM115 247V246H114ZM243 247L245 248V251H247L249 254H250V264H264V243L262 242H258V241H254V242H247L245 244H243ZM123 248V249H122ZM167 248V249H168ZM140 249L143 253L146 252V249L144 248L143 244L140 245ZM171 249V250H172ZM170 250V249H169ZM170 250V251H171ZM225 250V248H224ZM227 250V249H226ZM230 250V249H229ZM121 252V251H120ZM188 252V251H187ZM226 252V256L227 258H229L230 260V264H242L241 261L239 259H237L236 255L234 253H232L231 251H225ZM116 253V252H115ZM128 256V255H127ZM173 257V256H172ZM175 258V257H173ZM176 259V258H175ZM185 259V258H184ZM183 260V259H181ZM216 260H219V259H216ZM228 260V259H227ZM173 260H171L172 262ZM175 261V260H174ZM173 261V262H174ZM177 261V260H176ZM178 263V262H177ZM181 263V262H180ZM199 263V262H197ZM154 264H167L166 262H163L162 259H159L158 261H156ZM182 264V263H181Z\"/></svg>",
    "mask_w": 264,
    "mask_h": 264
}]
</instances>
